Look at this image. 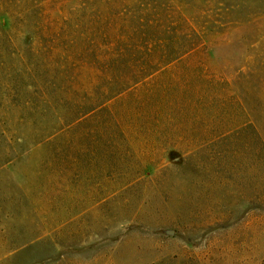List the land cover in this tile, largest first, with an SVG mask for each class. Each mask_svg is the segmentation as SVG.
<instances>
[{"label": "rangeland", "instance_id": "1", "mask_svg": "<svg viewBox=\"0 0 264 264\" xmlns=\"http://www.w3.org/2000/svg\"><path fill=\"white\" fill-rule=\"evenodd\" d=\"M0 264H264V0H0Z\"/></svg>", "mask_w": 264, "mask_h": 264}, {"label": "trees", "instance_id": "2", "mask_svg": "<svg viewBox=\"0 0 264 264\" xmlns=\"http://www.w3.org/2000/svg\"><path fill=\"white\" fill-rule=\"evenodd\" d=\"M122 51L120 50V51H118V54H120Z\"/></svg>", "mask_w": 264, "mask_h": 264}]
</instances>
